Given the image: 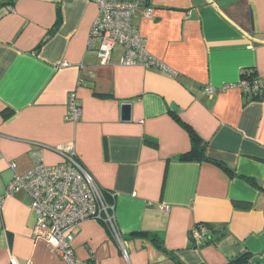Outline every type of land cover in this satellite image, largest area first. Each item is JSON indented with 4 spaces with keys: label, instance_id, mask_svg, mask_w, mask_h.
<instances>
[{
    "label": "crops",
    "instance_id": "crops-1",
    "mask_svg": "<svg viewBox=\"0 0 264 264\" xmlns=\"http://www.w3.org/2000/svg\"><path fill=\"white\" fill-rule=\"evenodd\" d=\"M96 16L90 0H0V264H63L52 242L33 236L28 194L7 186L9 163L24 173L38 151L55 165L67 145L110 194L120 238L81 222L80 261L174 264L152 235L181 264H264V0H147L132 24L165 70L121 66L120 47L101 64L87 48ZM244 71L261 81L260 100L244 97ZM71 93L75 123L66 121ZM184 126L233 174L178 161L190 149ZM203 224L212 242L196 246L191 233Z\"/></svg>",
    "mask_w": 264,
    "mask_h": 264
},
{
    "label": "built area",
    "instance_id": "built-area-1",
    "mask_svg": "<svg viewBox=\"0 0 264 264\" xmlns=\"http://www.w3.org/2000/svg\"><path fill=\"white\" fill-rule=\"evenodd\" d=\"M96 7L97 16L90 28L87 48L97 54L101 64H107L112 52L120 47L121 66L153 67L165 70L161 63L154 61L145 51L144 39L138 34L132 20L139 7L147 0H90ZM150 10L145 15L149 17ZM239 87L246 93L262 88L260 80L250 82L242 76ZM211 94V90H208ZM81 116L80 107L75 102V94L68 96L66 121L77 122ZM61 161L55 165H45L38 151L32 153L33 165L24 173L16 171L12 162L8 167L13 177L7 186V194L25 192L30 198V211L35 218L32 234L35 238L50 241L63 264H92L90 260L80 261L72 247L75 230L85 220L103 222L119 241L112 215L100 188L93 178L79 164L74 147L67 145L57 151ZM207 231L195 228L191 236L198 246Z\"/></svg>",
    "mask_w": 264,
    "mask_h": 264
},
{
    "label": "trees",
    "instance_id": "trees-1",
    "mask_svg": "<svg viewBox=\"0 0 264 264\" xmlns=\"http://www.w3.org/2000/svg\"><path fill=\"white\" fill-rule=\"evenodd\" d=\"M6 2H8L10 5L14 2V0H6ZM245 78H247L251 83L254 82V80H259L256 75L255 72L253 71H244L242 73V76ZM261 82V81H260ZM262 88L258 91H255L253 93H244V97L246 98L247 101H255V100H260L261 98V93H262ZM184 128L186 129L189 137H190V149L187 153H184L180 156H178L177 160L178 161H182V162H209L212 163L218 167H220L224 172L228 173L229 175L233 174L232 169L227 166L224 163L209 159L206 157L205 155V150H206V142L203 141L201 138H199V136L194 133L189 127L184 126ZM246 182H248L249 184H251L252 186H254L256 189L261 190V187L252 179H243ZM102 192L103 198L105 197L106 200L111 203L112 200L110 199V194L107 192ZM200 227H204L205 230L207 231V233L204 235L205 239L198 245V246H202V245H206L209 244L210 242H212L211 236L214 234L215 230L213 228H211V226H209L208 224H203V225H199L196 226V228H200ZM148 236L147 234H136V235H132L131 238H134L135 236ZM210 237V238H209ZM149 239L151 240V242L154 244V246L163 254H165L169 259H171V261L174 264H181L180 262H178L171 254H169L163 247L162 242H160L159 240H157V238L155 236L149 235ZM241 259H236L234 261H230L228 264H238L240 263Z\"/></svg>",
    "mask_w": 264,
    "mask_h": 264
},
{
    "label": "water",
    "instance_id": "water-1",
    "mask_svg": "<svg viewBox=\"0 0 264 264\" xmlns=\"http://www.w3.org/2000/svg\"><path fill=\"white\" fill-rule=\"evenodd\" d=\"M121 111H122V121H129L130 120V104L123 103L121 105Z\"/></svg>",
    "mask_w": 264,
    "mask_h": 264
}]
</instances>
